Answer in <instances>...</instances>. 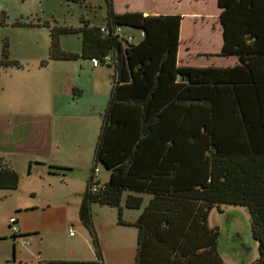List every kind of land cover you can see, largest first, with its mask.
Returning <instances> with one entry per match:
<instances>
[{
    "label": "trees",
    "instance_id": "16d2710c",
    "mask_svg": "<svg viewBox=\"0 0 264 264\" xmlns=\"http://www.w3.org/2000/svg\"><path fill=\"white\" fill-rule=\"evenodd\" d=\"M111 2L106 25L54 27L50 34L49 60L99 59L113 71L93 165L110 179L97 192L88 184L82 224L92 231L93 203L117 207L118 224L138 229L134 264H225L217 250L219 230L208 219L215 208L242 207L259 245L252 264H264V0H217L223 30L218 56L237 63L204 68L179 64L182 15L118 14ZM63 33L81 35L80 53L62 50ZM8 54L6 45L0 66H19ZM19 183L0 156V190ZM133 209L142 212L129 224L123 211ZM92 234L96 262L50 264H104Z\"/></svg>",
    "mask_w": 264,
    "mask_h": 264
},
{
    "label": "rangeland",
    "instance_id": "374dc122",
    "mask_svg": "<svg viewBox=\"0 0 264 264\" xmlns=\"http://www.w3.org/2000/svg\"><path fill=\"white\" fill-rule=\"evenodd\" d=\"M202 2V0H112L111 3L114 12L118 14L134 11L152 15L163 12L173 13L174 11L178 14H182V12L190 14L202 10L208 17L212 16L215 11L214 0H206L205 5L200 6L199 4ZM108 9V0H87L85 3H73L66 0H0V55L4 46L7 45L8 50L10 49L9 59L12 61L14 58L20 63L19 68L1 69L3 73L0 75V106L5 104L6 108H9L11 117L0 118V141H6L0 144L7 145L8 150L15 154L19 160L24 158L23 150L36 143L35 140H38V137L42 138L44 134L42 125L50 122L49 119H46L44 123L42 122V117L45 116L40 113L48 114L46 111L48 107L44 104H53L56 94L65 96L67 88L73 81L75 66L74 72L73 66L70 69L66 68V70L63 68V65L73 64L71 61H61L60 64L50 63L46 67L41 66V62L44 60L51 61L49 60L51 29L54 27L78 28L85 23L98 27L104 26L108 21ZM4 17H7V25L3 26ZM16 21L27 24L33 22L40 26H14ZM205 29L210 31L207 26ZM131 34L134 35V33ZM135 38L137 39V37ZM81 39L80 34L63 33L60 37L62 50L80 53ZM216 39L214 35V42ZM104 70L108 71L107 68ZM74 76L76 77V75ZM108 81L111 88L110 77H108ZM67 94H72V90L68 91ZM39 108L43 111L37 112L36 110ZM53 123L69 126L70 144H61V149L57 153L58 160L64 161L66 159L75 163L78 162L77 156L85 153L86 156L90 157L89 163L92 164L101 127V118L96 116L93 121L87 118H59L53 120ZM88 125H92V127L89 128ZM38 126L40 127L38 128ZM75 126L87 127L90 133L92 132L89 139L80 138V133ZM61 142L65 143L63 139ZM81 143H83L82 148H80ZM29 152L36 153L34 149H30ZM46 156L48 157V155ZM98 168L102 170V177H107L104 172L107 173L108 171L101 166ZM26 181L29 183V187L24 186ZM69 185L71 187L66 186L63 179L50 178L45 181H33L30 178L21 179L19 188L21 193L17 195L24 203L39 206L43 202H51L53 205L59 206L62 201L66 203L68 200L69 204H76V207L71 206L68 209V215L61 214L60 209H56L46 216L47 225H57L56 229L60 228V231L55 234L45 233L44 239L38 242L44 243L46 246L44 253L56 252L59 256L66 255L69 252L70 244L73 242L80 251L82 250V258L87 255L86 250L88 249L92 253V258L88 259V262H96L98 258L93 243V232L108 264H134L133 249L137 247L138 229L132 225H121L124 228H119L117 226L119 222L117 207L93 203L91 204L93 228L90 231L82 224L79 216V205H77L81 200L79 194L84 192L85 186L79 185L76 179H72ZM33 193L37 196L33 197ZM66 193L70 194L69 197L64 195ZM146 204L147 199L144 206ZM142 209L127 210L123 220L125 222L130 221L133 214L138 218ZM13 217L16 218V215ZM29 218L33 224L39 226V221L42 220L43 215L40 209H36L35 212L30 213ZM208 220L210 227L219 230L217 250L225 264H252L259 258V245L253 238L250 216L245 208L224 205L220 209L215 208L211 211ZM0 221L5 223L6 227H10L9 218L7 222L2 219ZM115 225L117 228L113 230L111 227ZM70 233L75 235L74 238L69 237L68 234ZM23 241L27 242L28 245H24ZM9 243L11 244V252L9 253L12 260L13 241L9 239ZM30 243L31 240L28 238L17 240L18 255L19 251H25L27 254L26 259H23L21 264H41L40 252L35 247L30 246ZM67 245L68 248H66ZM30 250H34L35 255Z\"/></svg>",
    "mask_w": 264,
    "mask_h": 264
},
{
    "label": "crops",
    "instance_id": "0c3cea01",
    "mask_svg": "<svg viewBox=\"0 0 264 264\" xmlns=\"http://www.w3.org/2000/svg\"><path fill=\"white\" fill-rule=\"evenodd\" d=\"M202 1L203 2L199 4L200 6H203L206 3V0ZM214 4L215 11L213 12V15L209 17L207 16V14L202 12V10L190 14H184V12L180 14L184 17L180 36L181 45L178 54L180 65L195 68H204L208 66H233L237 63V59L235 58L225 59L218 56L219 52H221L222 50L223 30L219 22L220 11L217 6V0H214ZM143 14L148 15L149 13L143 12ZM161 14L166 15L165 12ZM168 14H177V12L174 11L173 13ZM211 17H213L212 20ZM206 26L209 28L210 31L205 29ZM214 35L217 38L215 42L213 40ZM12 59V61H16L14 58ZM16 62L19 64V66H17L19 68L20 63L19 61ZM42 62V67H46L50 63H61V61H50L43 65ZM71 62H73V64L69 63L67 65H63V68L65 70L66 68L70 69V67L73 66V72L75 66V74L73 73V81L71 85H69V87L67 88L65 96L56 94L55 102L53 104H44V106L48 107V109L46 110L48 114L40 113L41 115L45 116L42 117L43 123L46 119H49L50 121L42 125V129H44V134L42 135V138L38 137L39 139L35 140L36 143L31 144L29 147L23 150L22 153L24 155V158L21 160H19V158L16 157L15 154L8 150L7 145L5 146L0 144V156L4 157L7 162L11 165V167L20 176V183L17 189L0 190V219L4 220L5 222H7L8 218L10 220L13 218L16 219L17 226L20 230V234L16 236V238H13L12 233L10 236V227H6L5 223H2L0 221V264H21V261L23 259H26L27 254L25 253V251H19L18 255L16 244L19 238H28L31 240L30 246L35 247V249H38V251L40 252V256H42L39 258L41 260V264H50L52 262H88V259L92 258V253H90L88 249L86 250L87 255L85 256V258H82V250L80 251L78 247L73 244V242L70 244L69 252H67L66 255L63 256H59L56 252H49L45 254L44 251L46 249V246L44 245V243H38L40 240L44 239L45 233L55 234L60 231V228L56 229L58 227L57 225H47L48 222L46 216L50 215V212L56 209H60L61 214L68 215V209L71 206L76 207V204H69L68 200H66V203L65 201H62L59 206L53 205L51 202H43L39 206L37 204V206H33L29 205V203H24L22 200H20V197H18L19 195H17L18 193H21V191L19 190L21 185V179L30 178L33 181H45L46 179L50 178L63 179L64 183L68 187H71V185H69V182L72 179H76L78 180L79 185L83 184L85 186L84 192L82 194H79V198L81 197V200H79L80 202H78L79 204L77 205H79L80 208L82 197L87 190V186L90 182V178L93 172L92 169L94 165V157L92 164L89 163L90 157L86 156L85 153L84 155L79 154L77 156L78 162L75 163L70 162L66 159L64 161L58 160L57 153L59 149H61V144H70V135L68 131L69 126H67L66 124L56 125L53 123V120H57L59 118H87L88 120L93 121L96 116L101 118V115L106 108L110 96V91L112 89L111 75L113 71L111 70V68L107 67L104 64H100L98 67H93L91 60L89 59L80 58ZM2 68L6 69L9 67L0 66V75L3 73L1 71ZM104 68H107L108 71L106 72ZM74 75H76V77ZM108 77H110L111 80V88L108 81ZM71 90L72 94H67L68 91ZM36 111L41 112L43 110L39 108ZM6 117H11L9 108H6V105L2 104L0 106V118L7 119ZM39 127L40 126H38V128ZM88 127L91 128L92 125H88ZM75 128L80 133V138L82 139H89L92 134V132L90 133L87 127L75 126ZM62 139L65 141V143L61 142ZM4 142L6 141H0V143ZM82 147L83 143H81L80 145V148ZM30 149H34L36 153L29 152ZM46 155H48V157ZM101 173L102 170L100 169L98 172V176L95 179L97 188L107 185L110 179L109 172H104L107 177H102ZM24 186L29 187V183H24ZM32 195L33 197L37 196L34 193ZM64 195L66 197H69L70 194L66 193ZM36 209H40L43 215L42 220L39 221V226L33 224L32 220L29 218L30 213L35 212ZM125 213L126 211L124 210L123 218ZM13 215H16V218L13 217ZM2 216L3 218H1ZM136 218L137 216L133 214V218L127 223L130 224L135 222L137 220ZM9 223L10 222H8V224ZM117 226H119V228H124L119 224ZM111 228L114 230L117 227L115 225ZM68 235L70 238H74L75 236L73 234ZM9 239L13 241L12 260L10 259L9 253L11 252V244L9 243ZM23 243H25L24 245H28L27 242L23 241ZM68 247L69 246L67 245L66 248ZM136 250L137 247L133 249V256L134 254L136 256ZM30 251L33 255H35L34 250ZM103 262L104 264H108L105 255H103Z\"/></svg>",
    "mask_w": 264,
    "mask_h": 264
},
{
    "label": "built area",
    "instance_id": "2783aa9c",
    "mask_svg": "<svg viewBox=\"0 0 264 264\" xmlns=\"http://www.w3.org/2000/svg\"><path fill=\"white\" fill-rule=\"evenodd\" d=\"M102 32H108V31L105 30L104 28H102ZM128 40L130 42L133 41V39L131 37ZM108 60L110 61L111 60V57H107V61ZM91 63H92V66L93 67H98L100 65L99 59H92L91 60ZM99 170H100L99 168H94L93 169V172H92V175H91V178H90L89 184H90L91 190L93 192H97L98 191L97 185L95 183V179L98 176ZM10 230H11L12 236H15L16 237V236H18L20 234L19 227L17 226L16 219H14V218L10 220ZM70 235H72V233H70ZM23 244H25V243H23Z\"/></svg>",
    "mask_w": 264,
    "mask_h": 264
}]
</instances>
